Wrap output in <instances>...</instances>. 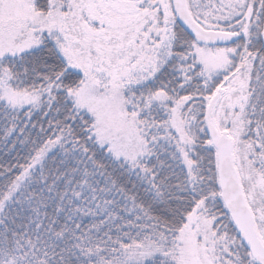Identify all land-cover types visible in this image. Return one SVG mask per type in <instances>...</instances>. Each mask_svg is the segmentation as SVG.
Wrapping results in <instances>:
<instances>
[{"label":"snow or ice","instance_id":"6c2138e0","mask_svg":"<svg viewBox=\"0 0 264 264\" xmlns=\"http://www.w3.org/2000/svg\"><path fill=\"white\" fill-rule=\"evenodd\" d=\"M0 264H264V0H0Z\"/></svg>","mask_w":264,"mask_h":264}]
</instances>
